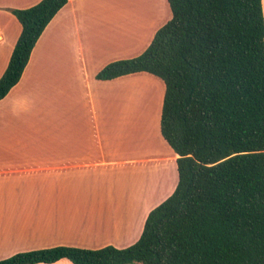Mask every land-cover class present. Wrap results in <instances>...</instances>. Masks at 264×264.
Here are the masks:
<instances>
[{
  "label": "crops",
  "instance_id": "crops-1",
  "mask_svg": "<svg viewBox=\"0 0 264 264\" xmlns=\"http://www.w3.org/2000/svg\"><path fill=\"white\" fill-rule=\"evenodd\" d=\"M39 1L0 0V77L22 30L13 10ZM163 1L69 0L41 34L0 100V259L57 245L127 247L174 192L178 154L159 122L167 156L154 154L151 136L161 81L146 72L96 77L149 46L168 21Z\"/></svg>",
  "mask_w": 264,
  "mask_h": 264
},
{
  "label": "trees",
  "instance_id": "trees-1",
  "mask_svg": "<svg viewBox=\"0 0 264 264\" xmlns=\"http://www.w3.org/2000/svg\"><path fill=\"white\" fill-rule=\"evenodd\" d=\"M69 0L13 10L22 30L0 77L20 80L41 34ZM171 18L109 80L146 72L164 84L159 129L177 157L174 192L124 248L69 245L18 252L0 264H264V10L262 0H167Z\"/></svg>",
  "mask_w": 264,
  "mask_h": 264
},
{
  "label": "rangeland",
  "instance_id": "rangeland-1",
  "mask_svg": "<svg viewBox=\"0 0 264 264\" xmlns=\"http://www.w3.org/2000/svg\"><path fill=\"white\" fill-rule=\"evenodd\" d=\"M120 1L123 4L129 2V4L132 3V4H135V5H138V6H142V5L148 6L151 2H155V0H127V1L126 0H120ZM163 3H164V17L163 18L166 19V17H168V20H169L171 18V10H170L169 6H167L168 5L167 0H164ZM137 9L140 10V8H137ZM166 9H168V13L169 14L166 13ZM159 81H161V80L159 79ZM161 83H162L161 84L162 88L161 87L160 88L164 89V84H163L162 81H161ZM144 84L147 85L148 87H150L152 85L151 88L154 89L155 96H158V94H159V87L158 86L159 85H156L154 82L150 83L149 81H146ZM141 97H142V94L139 95L140 101H141ZM160 102L162 104V99L160 100ZM160 108H161V105H160ZM152 117H154L153 121L156 122V127L154 128V130H152V133H151L152 134L151 136H152V138L154 140V143H155V145H154V149H155L154 154L165 157V156H167L166 155L167 153L164 152V148L162 147L163 142H162V140L160 138V133L158 131V125H157L158 122H159V117H160L159 108H156V110H154V114H153ZM161 163H162V165H165V164H163L164 162H159L158 160H156V161H154V166L155 167H159Z\"/></svg>",
  "mask_w": 264,
  "mask_h": 264
},
{
  "label": "bare ground",
  "instance_id": "bare-ground-1",
  "mask_svg": "<svg viewBox=\"0 0 264 264\" xmlns=\"http://www.w3.org/2000/svg\"><path fill=\"white\" fill-rule=\"evenodd\" d=\"M123 9H124V8H123ZM123 9H122V10H123ZM124 10L126 11L127 9H124Z\"/></svg>",
  "mask_w": 264,
  "mask_h": 264
}]
</instances>
